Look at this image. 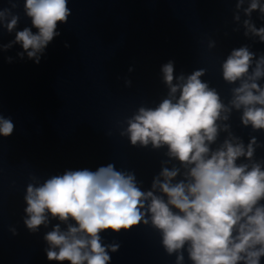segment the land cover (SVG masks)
<instances>
[{
	"label": "clouds",
	"instance_id": "clouds-1",
	"mask_svg": "<svg viewBox=\"0 0 264 264\" xmlns=\"http://www.w3.org/2000/svg\"><path fill=\"white\" fill-rule=\"evenodd\" d=\"M7 2L9 7H0V30L15 35L0 43V53L19 45L20 59L26 56L39 64L48 45L61 35L58 25L68 22L69 0H25L31 27L23 29L13 11L17 0ZM254 12L264 19V0H235L234 21L244 28L245 37L264 43V26H256ZM160 71L166 96L154 107H138L120 132L132 147L166 149L167 159L149 189L142 190L134 171L118 170L114 163L95 170L66 169L42 183L33 176L27 184L23 224L31 233L52 225L43 235L48 261L111 264L110 253L118 252L120 244H105L101 234L143 224L159 232L175 264H185V253L191 264H262L264 158L257 159L256 151L264 144L256 136L245 143L228 122L237 111L242 126L264 131V54L257 57L243 45L222 62L223 80L234 85L227 104L202 79L204 68L176 75L175 62L169 60ZM124 84L131 87L132 81L125 78ZM14 128L12 119L0 114V137L11 136ZM10 231L16 234L15 228Z\"/></svg>",
	"mask_w": 264,
	"mask_h": 264
}]
</instances>
